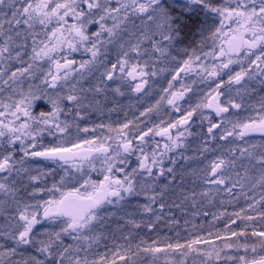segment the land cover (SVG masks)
I'll list each match as a JSON object with an SVG mask.
<instances>
[{"label":"snow or ice","instance_id":"6c2138e0","mask_svg":"<svg viewBox=\"0 0 264 264\" xmlns=\"http://www.w3.org/2000/svg\"><path fill=\"white\" fill-rule=\"evenodd\" d=\"M74 53L88 58L77 63ZM181 53L167 87L134 119L80 127L117 112L119 97L148 96ZM181 73L204 86L196 102L189 84L175 87ZM37 78L43 87L25 89ZM0 96V264H136L141 252L152 264L158 254L174 264L192 254L203 264H264V0H0ZM165 106L183 114L165 120ZM161 112L141 128V117ZM71 127L108 134L69 142ZM76 174L80 186L64 190ZM221 193L246 202L211 214L229 216L222 231L183 242L176 232L164 247L140 235L179 224L173 209L209 216L201 200Z\"/></svg>","mask_w":264,"mask_h":264},{"label":"rangeland","instance_id":"374dc122","mask_svg":"<svg viewBox=\"0 0 264 264\" xmlns=\"http://www.w3.org/2000/svg\"><path fill=\"white\" fill-rule=\"evenodd\" d=\"M183 59H185V57L183 56H179L177 57L176 61L181 62ZM203 86L195 85L192 87L193 89V97L197 98L200 97V89H202ZM25 89H27V87H25ZM51 91V90H50ZM139 94L136 93H129L127 96L131 97H138ZM126 96V97H127ZM63 118V117H62ZM97 119L96 121H98V123H104L108 122L106 120L102 119V115H98L95 114L94 117L92 118V120ZM89 120H84L82 121V126H88ZM101 134L107 135V129H97V131L95 133L93 132H89L87 133H79L77 132V129L75 127H71L68 130V133L66 134L68 137L69 142L75 141V140H84V139H92L94 136H99ZM97 169H99L100 165L97 164L96 165ZM59 174L63 175V170L62 169H58ZM72 173H76L75 169L71 170ZM89 174L91 175V178L93 180H98V179H102V177L98 174V172H92L89 170ZM81 174H76L77 179L74 180H69L66 181V188L64 190L67 189V187L69 185H71L73 187V184H76L77 182H79V184H77V187L80 186L81 181L79 180V176ZM122 175V174H121ZM73 181V182H71ZM81 191H84V189H81ZM237 192L239 191V189L236 190ZM231 200V197L226 196L225 194L219 198H217V200L215 199L211 204H210V215L207 217H202L197 215L196 217H192L190 216H176V219L179 221V224L176 225L175 229H170L164 226H161L160 230H159V234L158 236L155 234V231L152 234H148L145 231H140V235L143 236L146 240L149 241V243H151V241L153 239H158L159 240V247H164V240L163 237L164 236H169L172 238L171 242H175V233L176 232H180L181 233V242H183V238L187 236L188 232H195L198 231L201 235L206 236L207 235V231L209 229L210 226H212V231L215 232L217 229L219 230H223L224 228V222L227 221L229 219L228 215L225 216H221L220 219L218 220H213L212 218V213H216V214H220V213H224L227 212L228 214H231L233 212H237L240 211L241 208L246 207V202L245 199L243 197H241L239 200H231V203H222V201H228ZM190 217V218H188ZM185 218L188 219L189 221H191V223L189 224H185ZM115 219V218H113ZM180 219H184L183 221ZM109 223L111 224V226H113L115 228V224L112 223L111 221H109ZM195 224L197 226L199 225H203V228H195L193 229L192 225ZM237 225H241V227L243 226L241 224V221H237ZM237 225H232L233 228H236ZM112 227V228H113ZM185 229H187L188 231H185ZM117 236L119 237V234H117ZM250 239H254V238H250ZM217 243H219V241H217ZM109 244H111V241H109ZM159 255V261L158 264H174L176 257L173 255H164V254H158ZM132 260L136 261V264H152V259L150 256L145 255L144 253H140L138 256H133L131 257ZM117 264H123L122 261H120L117 258ZM186 264H203V262L201 261V258L199 256H197L196 254H192L190 255L187 260H186ZM220 264H223V262L221 261ZM231 264V262H230Z\"/></svg>","mask_w":264,"mask_h":264},{"label":"flooded vegetation","instance_id":"af4514ba","mask_svg":"<svg viewBox=\"0 0 264 264\" xmlns=\"http://www.w3.org/2000/svg\"><path fill=\"white\" fill-rule=\"evenodd\" d=\"M207 50L208 49L205 48V51H207ZM196 51H197V53H199L200 49L198 48V49H196ZM188 54L190 55L191 52H189ZM73 56L77 60V63H79V61L81 59H87L88 58L87 55H82L81 53H74ZM209 63H211V61H209ZM13 64H14L13 70H15V66H16L15 62H13ZM177 65H178L177 63L171 61L168 64V66L165 69V71L159 73L156 77H154L152 79V81H150V85H153V90H152L153 91V95L152 96L149 95V96L145 97V96H142V94H139L138 97H134V96L129 97L127 95H126L127 97L126 96L119 97L118 98V104H119L120 107L118 108L117 112L112 113L110 116L108 114H105L106 119L107 118L111 119L113 121L112 122L113 125L119 126V123L124 121V119H125L124 113H127V118L128 119H134L135 118L134 115H133L134 113L136 115H138L140 111H144L145 108L153 105L155 103V101L159 98L158 94L161 93V89L163 87H167V83L172 79V70L174 68H176ZM233 67H236V66L234 65ZM225 71H227V70H225ZM91 82H92L91 78H89V80L82 81V84L85 87H88ZM29 83H31L33 85H39V86L43 87L42 85H40V79L39 78H37L35 81H27L26 80L25 83H24V87H28ZM181 83L189 84L191 87L199 84L198 78L195 77L194 73H189L187 75V77H185L184 73H181V78H178L174 82V85H175V87H179V85ZM200 86H203V85H200ZM192 94H193V92L187 93L186 99L191 97L192 101L196 102L200 97L194 98ZM233 95H235V93H233ZM0 98H4V96H0ZM181 103H183V102H181ZM165 110L170 113V117L169 116H164L163 112H161L160 114L150 113L149 117H141L140 119L144 121V123L140 125L141 128H145V130H146L147 126H151L153 124L158 123L161 116H164L165 120H167L169 118L174 120L176 118H179L183 114V109H182V111L180 113L172 112L171 111V106H165ZM193 119H196V118L194 117ZM91 126L94 127V125H91ZM92 127H90V128H92ZM173 131L175 132V130H173ZM156 139L162 141L161 137H156ZM260 140H261V136L258 133L255 134V141L256 142H260ZM162 143H163V141H162ZM195 147H196V144L193 143L191 145L189 151L186 154L187 155H192L193 154V149H195ZM212 158H214V157H212ZM45 163H48V162H45ZM198 163H201V162L200 161H192L191 162L193 167L197 166ZM202 163L206 164L207 160H204ZM57 172L59 173L58 169H57ZM59 175H57V177H56L57 180L59 179ZM52 182H53L52 178L49 177L48 178L49 186L51 185ZM71 182H73V181H71ZM77 184H79V182H77L76 184H73V187H77ZM73 187L71 185H69L66 190H70ZM185 187H186V189H191L193 187V185L191 184L190 181L186 180ZM195 188H196L197 192H199L201 190V186L199 184H197L195 186ZM223 195H224V193L219 194L218 196H216V199L218 197L223 196ZM134 202L135 201H133V203ZM206 205H208V199L207 198H203L201 200L199 208L205 211ZM207 208H208V206L206 207V209ZM132 210H133L132 207L129 206L128 211H132ZM173 211H174L175 215L181 214L180 211L177 210V209H173ZM191 211H192V209L189 207L187 209V212L190 213ZM181 215H185V214H181ZM187 215H190V214H187Z\"/></svg>","mask_w":264,"mask_h":264},{"label":"trees","instance_id":"16d2710c","mask_svg":"<svg viewBox=\"0 0 264 264\" xmlns=\"http://www.w3.org/2000/svg\"><path fill=\"white\" fill-rule=\"evenodd\" d=\"M196 39V37L195 36H186V41L189 43V44H191L194 40ZM69 119H71L70 117H69ZM86 120H92V116H90L89 118H87ZM85 120V121H86ZM79 123H80V127H82V121H78ZM111 227H113V226H111ZM114 228V227H113Z\"/></svg>","mask_w":264,"mask_h":264},{"label":"bare ground","instance_id":"6f19581e","mask_svg":"<svg viewBox=\"0 0 264 264\" xmlns=\"http://www.w3.org/2000/svg\"><path fill=\"white\" fill-rule=\"evenodd\" d=\"M186 44H188V45H191V44H189L187 41H186ZM193 47H195L194 45H193ZM196 49H198V48H196ZM189 52H191V49L189 50ZM186 54H184V53H181V55L180 56H185Z\"/></svg>","mask_w":264,"mask_h":264}]
</instances>
